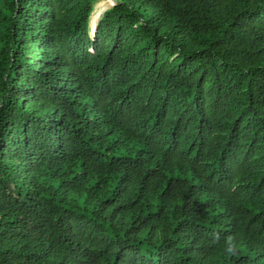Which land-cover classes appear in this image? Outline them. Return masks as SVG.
Here are the masks:
<instances>
[{
	"label": "trees",
	"instance_id": "1",
	"mask_svg": "<svg viewBox=\"0 0 264 264\" xmlns=\"http://www.w3.org/2000/svg\"><path fill=\"white\" fill-rule=\"evenodd\" d=\"M95 1L0 0V264H264V0Z\"/></svg>",
	"mask_w": 264,
	"mask_h": 264
},
{
	"label": "clouds",
	"instance_id": "2",
	"mask_svg": "<svg viewBox=\"0 0 264 264\" xmlns=\"http://www.w3.org/2000/svg\"><path fill=\"white\" fill-rule=\"evenodd\" d=\"M241 249V245L238 244L234 237H227L226 238V245H225V254L229 257L238 255Z\"/></svg>",
	"mask_w": 264,
	"mask_h": 264
},
{
	"label": "water",
	"instance_id": "3",
	"mask_svg": "<svg viewBox=\"0 0 264 264\" xmlns=\"http://www.w3.org/2000/svg\"><path fill=\"white\" fill-rule=\"evenodd\" d=\"M97 27H98V24H97L95 30L94 31H90V33H89V35L91 36L92 40H95V38H96Z\"/></svg>",
	"mask_w": 264,
	"mask_h": 264
},
{
	"label": "rangeland",
	"instance_id": "4",
	"mask_svg": "<svg viewBox=\"0 0 264 264\" xmlns=\"http://www.w3.org/2000/svg\"><path fill=\"white\" fill-rule=\"evenodd\" d=\"M96 2H97V0L95 1L94 5L96 4ZM116 3H117V1L114 0V4H113L109 9L113 8V7L116 5ZM109 9H108V10H109Z\"/></svg>",
	"mask_w": 264,
	"mask_h": 264
}]
</instances>
